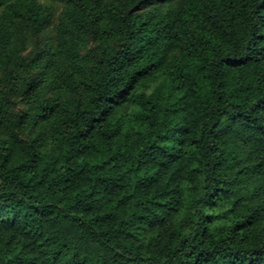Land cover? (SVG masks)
Instances as JSON below:
<instances>
[{"label": "trees", "instance_id": "trees-1", "mask_svg": "<svg viewBox=\"0 0 264 264\" xmlns=\"http://www.w3.org/2000/svg\"><path fill=\"white\" fill-rule=\"evenodd\" d=\"M0 264H264V0H0Z\"/></svg>", "mask_w": 264, "mask_h": 264}, {"label": "rangeland", "instance_id": "rangeland-1", "mask_svg": "<svg viewBox=\"0 0 264 264\" xmlns=\"http://www.w3.org/2000/svg\"><path fill=\"white\" fill-rule=\"evenodd\" d=\"M38 4L44 6H54L56 9V21L58 22L61 19L62 12L64 9V0H37ZM54 35L52 33H46L42 36V39H53ZM48 43L51 45L52 40H49Z\"/></svg>", "mask_w": 264, "mask_h": 264}]
</instances>
